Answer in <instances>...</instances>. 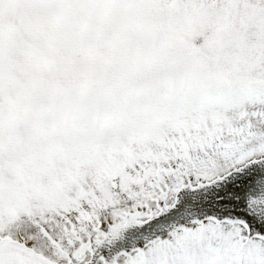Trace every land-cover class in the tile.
Returning <instances> with one entry per match:
<instances>
[{"label": "snow or ice", "instance_id": "obj_1", "mask_svg": "<svg viewBox=\"0 0 264 264\" xmlns=\"http://www.w3.org/2000/svg\"><path fill=\"white\" fill-rule=\"evenodd\" d=\"M0 264H264V0H0Z\"/></svg>", "mask_w": 264, "mask_h": 264}]
</instances>
